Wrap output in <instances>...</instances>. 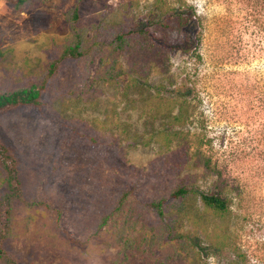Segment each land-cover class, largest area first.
I'll return each mask as SVG.
<instances>
[{
  "label": "rangeland",
  "instance_id": "1",
  "mask_svg": "<svg viewBox=\"0 0 264 264\" xmlns=\"http://www.w3.org/2000/svg\"><path fill=\"white\" fill-rule=\"evenodd\" d=\"M76 7L84 56L40 109L0 116L41 204L14 203L6 249L18 264H264V0H0V91L43 79Z\"/></svg>",
  "mask_w": 264,
  "mask_h": 264
},
{
  "label": "trees",
  "instance_id": "2",
  "mask_svg": "<svg viewBox=\"0 0 264 264\" xmlns=\"http://www.w3.org/2000/svg\"><path fill=\"white\" fill-rule=\"evenodd\" d=\"M24 0H18L22 4ZM76 7L71 13V28L73 42L65 46L50 61L47 66L46 74L41 81H32L22 88L8 91H0V116L7 115L21 108L40 109L43 104V97L52 81L58 75L62 65L69 60H78L84 56V40L77 30L79 22V11ZM171 19H176L178 26L185 30L186 41L184 45L192 42V32L195 22L192 20V14H172ZM145 31H128L117 37L118 44L128 41L132 36L142 38ZM187 42V43H186ZM178 47V46H176ZM175 48V46H174ZM4 53L0 50V61ZM0 174L2 180L0 183V264H18L16 257L6 249L5 244L11 235V224L13 220V206L15 202L24 204L27 208L39 207L40 203L27 201L24 196V190L20 179L19 160L14 151L0 138ZM192 192L177 188L171 193L173 199H184ZM201 200L206 209L215 214L222 215L226 211V203L220 199L219 195H201ZM160 208L159 205H156Z\"/></svg>",
  "mask_w": 264,
  "mask_h": 264
}]
</instances>
